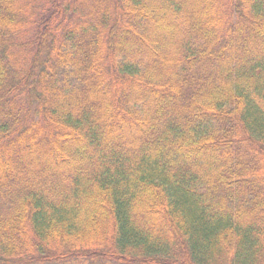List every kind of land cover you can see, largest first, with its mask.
Segmentation results:
<instances>
[{"label":"trees","instance_id":"trees-1","mask_svg":"<svg viewBox=\"0 0 264 264\" xmlns=\"http://www.w3.org/2000/svg\"><path fill=\"white\" fill-rule=\"evenodd\" d=\"M0 264H264V0H0Z\"/></svg>","mask_w":264,"mask_h":264},{"label":"rangeland","instance_id":"rangeland-1","mask_svg":"<svg viewBox=\"0 0 264 264\" xmlns=\"http://www.w3.org/2000/svg\"><path fill=\"white\" fill-rule=\"evenodd\" d=\"M162 16H164L163 13H162Z\"/></svg>","mask_w":264,"mask_h":264}]
</instances>
